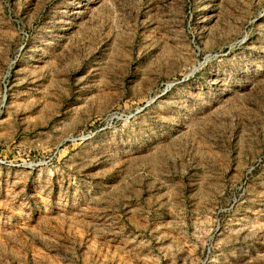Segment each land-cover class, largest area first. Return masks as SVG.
I'll list each match as a JSON object with an SVG mask.
<instances>
[{"label": "rangeland", "instance_id": "374dc122", "mask_svg": "<svg viewBox=\"0 0 264 264\" xmlns=\"http://www.w3.org/2000/svg\"><path fill=\"white\" fill-rule=\"evenodd\" d=\"M0 264H264V0H0Z\"/></svg>", "mask_w": 264, "mask_h": 264}]
</instances>
